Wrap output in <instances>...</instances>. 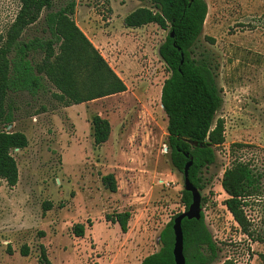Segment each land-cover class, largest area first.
<instances>
[{
  "label": "rangeland",
  "instance_id": "1",
  "mask_svg": "<svg viewBox=\"0 0 264 264\" xmlns=\"http://www.w3.org/2000/svg\"><path fill=\"white\" fill-rule=\"evenodd\" d=\"M65 1L44 10L24 39L49 36L44 18ZM206 1L197 52L209 49L219 60L224 103L217 117L226 123V142L217 162L204 170L207 185L201 191L202 212L219 248L213 264H264V241L257 239L264 238V186L245 207L253 237L228 210L222 187L223 173L236 159L264 172V0ZM141 6L151 4L77 0L78 25L124 80L125 92L69 107L53 97L57 90L50 84L37 94L9 93L14 121L0 128L24 132L29 145L13 151L18 184L0 186V264H38L42 245L53 264H141L160 249L166 224L187 210L184 176L166 150L168 116L161 94L171 72L159 48L168 30L157 24L126 27L125 17ZM17 8V0H0V32ZM97 114L112 126L100 147L92 130ZM108 173L116 176V193L102 182ZM47 201L53 205L44 211ZM125 210L132 212L127 233L106 217ZM77 223L86 227L83 237L75 235Z\"/></svg>",
  "mask_w": 264,
  "mask_h": 264
},
{
  "label": "trees",
  "instance_id": "2",
  "mask_svg": "<svg viewBox=\"0 0 264 264\" xmlns=\"http://www.w3.org/2000/svg\"><path fill=\"white\" fill-rule=\"evenodd\" d=\"M17 1L14 17L0 32V126L11 125L14 121L13 108L8 104L10 92L37 94L50 84L57 90L53 97L69 107L127 90L124 80L78 25L75 19L77 0H66L58 10L46 14L44 21L49 36L27 40L23 37L26 30L38 23L43 11L52 9L57 0ZM142 1L151 6L133 10L124 23L129 28L157 24L168 30L159 48L171 72L161 94L168 116L167 148L173 167L183 176L186 164L193 158L190 179L202 191L207 185L204 170L217 162V150L226 142L225 120L217 117L224 103L223 89L218 83L220 63L209 49L197 52L209 6L206 0ZM209 40L215 41L214 38ZM36 55H42V59L36 60ZM92 130L94 144L100 147L109 140L112 126L109 119L97 114L92 118ZM28 145L29 139L24 132L0 128V186L2 181L10 187L18 184L19 166L13 151ZM102 182L112 193L118 191L114 173L103 175ZM263 186L264 172L250 161L236 159L223 173L222 187L229 195L225 205L244 234L250 237L253 232L245 207L249 199L262 195ZM182 201L188 209L192 193L183 190ZM52 205L50 201L45 202L44 211L50 210ZM106 217L118 223L124 233L128 232L130 210ZM174 218L160 233V249L146 256L141 264H175ZM182 227L186 264L216 262L219 248L204 213L199 220L184 218ZM73 229L76 236L85 235L83 223L75 224ZM257 239L264 241V238ZM21 254H29L28 246L22 247ZM38 264H53L43 245ZM222 264L234 262L226 260Z\"/></svg>",
  "mask_w": 264,
  "mask_h": 264
},
{
  "label": "water",
  "instance_id": "3",
  "mask_svg": "<svg viewBox=\"0 0 264 264\" xmlns=\"http://www.w3.org/2000/svg\"><path fill=\"white\" fill-rule=\"evenodd\" d=\"M183 61L184 60H182V62ZM167 149L168 148H166V150ZM187 156L189 155L187 154ZM192 165L193 158L191 157L184 170V190L192 193V202L186 211L180 213L174 218L173 229L175 234V243L173 254L175 264H186V256L184 253V232L182 227L184 218L199 220L202 217V194L200 189L193 184L189 175V170Z\"/></svg>",
  "mask_w": 264,
  "mask_h": 264
}]
</instances>
